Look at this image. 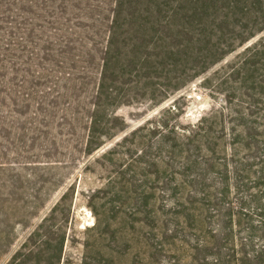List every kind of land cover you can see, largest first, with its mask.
<instances>
[{
	"label": "rangeland",
	"instance_id": "1",
	"mask_svg": "<svg viewBox=\"0 0 264 264\" xmlns=\"http://www.w3.org/2000/svg\"><path fill=\"white\" fill-rule=\"evenodd\" d=\"M114 2L0 0V264H198L192 248L203 235L188 227V200L206 202L205 227L220 229L221 176L203 159L188 169L180 148L171 155L175 135L138 173L125 154L116 168L103 157L148 118L188 135L224 101L204 76L175 90L167 84L176 74L161 71L121 74L96 100ZM142 3L126 10L139 16ZM92 121L103 144L94 150ZM227 181L233 211L223 224L238 257L244 248L252 256L264 245V201L246 180L238 190L234 173Z\"/></svg>",
	"mask_w": 264,
	"mask_h": 264
},
{
	"label": "trees",
	"instance_id": "2",
	"mask_svg": "<svg viewBox=\"0 0 264 264\" xmlns=\"http://www.w3.org/2000/svg\"><path fill=\"white\" fill-rule=\"evenodd\" d=\"M142 1L144 9L139 16L126 10L134 0L114 2L96 100L121 83V74L138 73L147 80L161 71L176 74L167 84L175 90L188 82V76H204L201 82L209 83L210 90L222 94L224 101L202 116L188 135L178 134L176 125L148 118L105 149L103 157L116 168L127 159L115 156L125 154L129 158L126 164L138 173L141 165L155 164L152 157L160 151L161 139L175 135L180 145H169L171 155L180 148L179 152L188 154V169L203 159L204 170L222 179L219 192L224 207L219 210V234V230L205 227L204 214L211 211L206 209L207 203L188 200V227L203 235L202 242L192 248L193 258L198 264H209L212 255L216 264H264V245L252 256L244 248L238 257L224 226L233 208L230 201L223 200L230 188L228 176L234 173L238 190L246 180L251 188L259 187L258 196L264 201V0ZM150 94L152 99L156 96L155 91ZM100 106L94 103L95 108ZM91 124L86 146H95L94 150L103 145L98 143L102 131L98 122ZM210 189L207 184L204 196L208 202L213 199ZM201 252L205 257L198 259Z\"/></svg>",
	"mask_w": 264,
	"mask_h": 264
}]
</instances>
